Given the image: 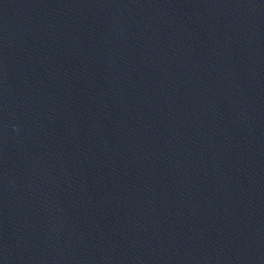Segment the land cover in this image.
Listing matches in <instances>:
<instances>
[{"label":"water","instance_id":"95a60500","mask_svg":"<svg viewBox=\"0 0 264 264\" xmlns=\"http://www.w3.org/2000/svg\"><path fill=\"white\" fill-rule=\"evenodd\" d=\"M0 264H264V0H0Z\"/></svg>","mask_w":264,"mask_h":264}]
</instances>
